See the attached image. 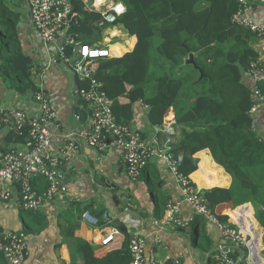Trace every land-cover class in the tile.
Instances as JSON below:
<instances>
[{
	"label": "trees",
	"instance_id": "obj_1",
	"mask_svg": "<svg viewBox=\"0 0 264 264\" xmlns=\"http://www.w3.org/2000/svg\"><path fill=\"white\" fill-rule=\"evenodd\" d=\"M122 1L127 11L118 23L136 35L135 46L117 55L113 47L104 44L111 55L90 61L95 79L113 100L116 121L131 125L133 104L140 100L149 106L154 125L167 126L174 121L181 139L171 151L180 173L187 176L198 169L196 154L210 150L218 165L232 177L229 187L203 190L206 204L222 221H228L227 215L221 214L225 208L247 202L264 206V139L254 130V119L249 115L252 91L243 83V74L249 73L250 64L257 62L260 54L255 46L256 35L233 21L237 0ZM4 3L6 0H0V70L14 69L16 74H9L8 79L19 93H35L40 86L32 77L33 61L16 48L11 25L18 14ZM73 7L70 26L62 34L74 36L81 43H98L107 28L97 25L102 12L87 8L83 0H73ZM117 34L115 30L113 35ZM67 50L71 60L65 65L71 68L77 56L71 45ZM191 53L205 73L203 78L193 65L186 64ZM87 86L83 83L79 92ZM171 109L175 119L165 121ZM3 126L0 112V134ZM28 132V127H12L5 140L8 144H23ZM39 185H44L43 179L35 187ZM260 212L262 219L264 214ZM25 213L21 212L23 231L39 232L41 223L31 222ZM103 213L95 215L101 218ZM83 252L90 264L131 261L128 249L97 257L90 245L84 244ZM6 260L1 258L0 264H8ZM166 264L173 263L167 260Z\"/></svg>",
	"mask_w": 264,
	"mask_h": 264
},
{
	"label": "crops",
	"instance_id": "obj_2",
	"mask_svg": "<svg viewBox=\"0 0 264 264\" xmlns=\"http://www.w3.org/2000/svg\"><path fill=\"white\" fill-rule=\"evenodd\" d=\"M249 1L254 4L251 17L256 21H264V4L258 0ZM4 4L18 14L11 21L16 33V48L31 58L34 82L37 86L44 87L57 109L59 126L53 124L50 130L52 148L59 153L67 146L66 133L83 125L89 116L90 108L80 99L78 89L84 82L79 80L72 68L57 60L58 46L67 38L65 35H59L53 43H43L31 22L25 0H6ZM103 9L104 7H101L98 10ZM118 24L129 36H124V43L112 41L111 36L115 28L109 32L110 36H105L103 41L99 42L113 47L117 55H122L135 46L137 37L131 35L123 24L115 25ZM116 31H118L117 36L121 37V30ZM2 61L0 56V65ZM7 69L9 71L0 70V108L20 109L31 116L39 115L41 107L34 99L33 93L21 94L15 90L8 78L9 74L14 76L16 72L10 67ZM243 83L250 90L256 86L264 88V84L249 73L243 74ZM149 112L150 108L144 101H136L133 104V119L130 124L145 139L159 135L163 143L167 137V126L154 125L150 120ZM78 115L81 116L80 120L77 119ZM174 116L175 111L169 110L165 121L175 119ZM253 119L254 130L264 139V109H260ZM9 130L10 127L4 123L0 134V163L5 150L7 152L9 148L20 144L6 142L5 135ZM178 132L179 128L176 126L172 135L174 146L181 139ZM196 157L199 159L198 169L191 175L202 190L231 185V175L218 165L210 150L200 151ZM63 171L67 185L66 192L56 195L37 211L24 210L20 205L18 186L14 183L5 184L0 179V186L4 184L13 191L14 195L9 202L0 199L1 230L22 231L24 227L22 211L27 212L25 214L31 222L41 223L39 232L27 233L28 255L23 264H90L87 263L83 252L84 244L90 245L95 256L104 257L113 250L124 252L129 250L127 245L132 235H139L146 240L145 264H152L154 261L166 264L167 260L173 263V258H179L182 264H216L217 255L228 245L223 239L219 226L196 213L186 200L176 175L168 168L163 158L155 157L147 160L141 176L134 179L127 172L124 151L121 147L101 152L82 144L73 150ZM104 180L118 188L119 196H127L128 208L123 213H118L120 206L112 197L115 189H111V196L103 195L106 192ZM46 187L47 184L37 186L40 191ZM169 201L180 203V216L184 222H187L185 226L167 223L166 205ZM87 211L92 215L106 212L114 219L118 216L123 222V226L118 227L123 231L122 236L108 245L102 244V239L108 230L105 225L97 226L85 220L83 213ZM260 211H262L260 206L257 208L252 202L221 211L222 215H227V222L243 228L250 240L247 246H234V255L238 258V264H246L250 258L258 259L262 254L264 238L261 236V229L264 218H259ZM189 226H192L189 233L180 230L181 227ZM2 259L6 260L4 255Z\"/></svg>",
	"mask_w": 264,
	"mask_h": 264
},
{
	"label": "built area",
	"instance_id": "obj_3",
	"mask_svg": "<svg viewBox=\"0 0 264 264\" xmlns=\"http://www.w3.org/2000/svg\"><path fill=\"white\" fill-rule=\"evenodd\" d=\"M89 9L98 10L104 7L102 18L97 25L104 28L118 23L119 18L127 11L122 0H94L89 6V0H83ZM264 4V0H258ZM238 8L233 16V21L253 32L257 37L255 46L260 57L257 62L250 64L248 72L259 82L264 84V21H256L251 17L254 10L253 2L249 0H237ZM32 24L36 28L43 43L50 44L57 37L65 33L70 26L74 15L73 0H25ZM67 45L73 47L77 58L72 63V70L81 82L87 83V87L80 90V97L90 108L87 121L80 127L69 130L66 133L67 146L61 152H55L52 148L51 125L58 123V112L53 105L50 95L44 87H39L33 93L34 99L40 104L41 112L37 116H31L20 109H1L3 122L10 128L18 130L29 128L26 141L11 147L0 163V179L5 184H16L19 188L20 205L24 210L37 211L42 209L56 195L67 190L63 167L69 162L74 149L86 144L101 152L110 148L121 147L124 151V161L128 174L139 178L147 160L155 157L163 158L168 168L176 175L181 190L186 200L192 205L195 212L215 222L223 239L228 245L216 257V264H238V258L234 255V246H247L249 239L243 228H238L228 222H224L207 204L203 190L194 181L192 175L180 173L178 161L172 153L173 134L175 122L167 124V137L162 143L159 135L151 139L143 138L142 134L131 125L116 121L113 112V100L102 88V83L94 77V71L90 61L111 55L110 49L100 42L96 44L81 43L76 37H67L58 46V61L67 64L71 60ZM252 91V104L249 115L254 116L260 109H264V88L256 86ZM80 120L81 116H77ZM163 146V147H162ZM43 179L47 187L40 191L35 184ZM14 197L13 191L0 186V199L9 202ZM264 212V206H260ZM166 221L170 225L185 226L180 216L181 205L176 201H169L166 205ZM83 218L90 223L100 226L105 225L107 233L102 239V244L108 245L122 232L113 225L114 218L104 212L102 217L83 213ZM101 221L104 224H101ZM107 226V227H106ZM264 238V225L261 229ZM27 234L22 231H1L0 252L3 253L9 264H23L28 255ZM128 248L131 253L130 264H145L146 240L139 235L129 237ZM258 259L250 258L246 264H264L263 251ZM254 254V253H253ZM174 264H182L179 258L172 259ZM152 264H160L154 261Z\"/></svg>",
	"mask_w": 264,
	"mask_h": 264
},
{
	"label": "water",
	"instance_id": "obj_4",
	"mask_svg": "<svg viewBox=\"0 0 264 264\" xmlns=\"http://www.w3.org/2000/svg\"><path fill=\"white\" fill-rule=\"evenodd\" d=\"M94 0H89L88 5L91 6ZM187 64H191L194 66V68H196L197 70H199L200 72V78H203L205 76V73L203 71V69L196 63L195 58H194V54L191 53L189 59L186 60ZM81 115H83L82 112H80ZM84 121L86 120L83 119ZM104 182H106L105 184V190L106 192L103 195H110L111 196V189H115L114 190V195L112 196L113 199L115 200V202L120 206L118 209V213L121 214L123 213L128 207V198L126 195L123 196H119V192H118V188L114 185H109L107 180H104ZM131 201H134L133 199H131ZM123 222L120 220V218L117 216L114 220H113V225L116 227H122ZM192 229V226L189 227H181L180 230L183 232H187L189 233ZM245 250H247V248H245Z\"/></svg>",
	"mask_w": 264,
	"mask_h": 264
},
{
	"label": "rangeland",
	"instance_id": "obj_5",
	"mask_svg": "<svg viewBox=\"0 0 264 264\" xmlns=\"http://www.w3.org/2000/svg\"><path fill=\"white\" fill-rule=\"evenodd\" d=\"M113 28H115L116 30L118 29H120L121 30V37H119V36H117V35H112L111 36V38H112V41L113 42H123L124 40V36L126 35V31H125V29L121 26V25H115V26H111V27H108V28H106V29H104L102 32H101V35H100V41L102 42L103 41V39H104V37L105 36H110V31L113 29ZM127 36V35H126ZM127 37H129V36H127ZM124 43V42H123ZM256 207L258 208V206L256 205ZM3 257V253L2 252H0V259Z\"/></svg>",
	"mask_w": 264,
	"mask_h": 264
}]
</instances>
